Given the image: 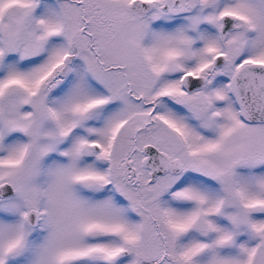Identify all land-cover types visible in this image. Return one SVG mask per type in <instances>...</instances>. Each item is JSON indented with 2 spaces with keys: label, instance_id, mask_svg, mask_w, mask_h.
Segmentation results:
<instances>
[{
  "label": "snow or ice",
  "instance_id": "snow-or-ice-1",
  "mask_svg": "<svg viewBox=\"0 0 264 264\" xmlns=\"http://www.w3.org/2000/svg\"><path fill=\"white\" fill-rule=\"evenodd\" d=\"M0 264H264V0H0Z\"/></svg>",
  "mask_w": 264,
  "mask_h": 264
}]
</instances>
